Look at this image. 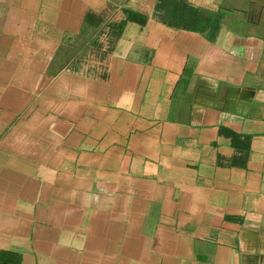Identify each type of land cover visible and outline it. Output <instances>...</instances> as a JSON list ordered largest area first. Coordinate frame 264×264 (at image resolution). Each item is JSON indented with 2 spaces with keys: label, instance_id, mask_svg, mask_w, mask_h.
<instances>
[{
  "label": "crops",
  "instance_id": "obj_1",
  "mask_svg": "<svg viewBox=\"0 0 264 264\" xmlns=\"http://www.w3.org/2000/svg\"><path fill=\"white\" fill-rule=\"evenodd\" d=\"M0 264H264V0H0Z\"/></svg>",
  "mask_w": 264,
  "mask_h": 264
},
{
  "label": "trees",
  "instance_id": "obj_2",
  "mask_svg": "<svg viewBox=\"0 0 264 264\" xmlns=\"http://www.w3.org/2000/svg\"><path fill=\"white\" fill-rule=\"evenodd\" d=\"M131 17H139L141 18V21H145V19L147 18L146 16H144L143 14H139V13H136V12H133L131 10H128V17L126 19V21L131 18ZM125 23V22H124Z\"/></svg>",
  "mask_w": 264,
  "mask_h": 264
}]
</instances>
